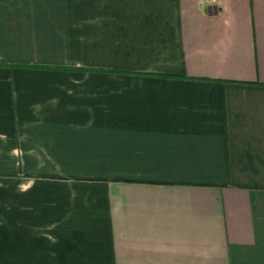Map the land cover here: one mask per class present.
<instances>
[{
	"label": "crops",
	"instance_id": "obj_1",
	"mask_svg": "<svg viewBox=\"0 0 264 264\" xmlns=\"http://www.w3.org/2000/svg\"><path fill=\"white\" fill-rule=\"evenodd\" d=\"M0 264H264V0H0Z\"/></svg>",
	"mask_w": 264,
	"mask_h": 264
},
{
	"label": "trees",
	"instance_id": "obj_2",
	"mask_svg": "<svg viewBox=\"0 0 264 264\" xmlns=\"http://www.w3.org/2000/svg\"><path fill=\"white\" fill-rule=\"evenodd\" d=\"M43 68H46V69H65V70H69V71H90V72H102V73L118 72V73H120L119 71H113V70L83 69V68H77V67H71V66H62V67L44 66ZM133 74L150 75V76L160 77V78H173L172 76L165 75V74H158V73H133ZM181 78L192 79V80H213V79H204V78H191V77H187V76H183Z\"/></svg>",
	"mask_w": 264,
	"mask_h": 264
},
{
	"label": "built area",
	"instance_id": "obj_3",
	"mask_svg": "<svg viewBox=\"0 0 264 264\" xmlns=\"http://www.w3.org/2000/svg\"><path fill=\"white\" fill-rule=\"evenodd\" d=\"M206 5H215L218 0H202Z\"/></svg>",
	"mask_w": 264,
	"mask_h": 264
}]
</instances>
